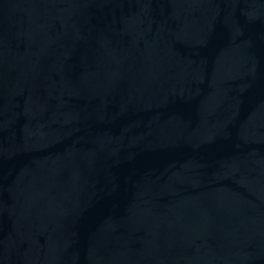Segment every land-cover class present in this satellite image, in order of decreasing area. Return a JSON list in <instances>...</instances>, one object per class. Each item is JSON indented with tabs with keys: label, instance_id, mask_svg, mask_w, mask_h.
<instances>
[{
	"label": "water",
	"instance_id": "95a60500",
	"mask_svg": "<svg viewBox=\"0 0 264 264\" xmlns=\"http://www.w3.org/2000/svg\"><path fill=\"white\" fill-rule=\"evenodd\" d=\"M0 264H264V0H0Z\"/></svg>",
	"mask_w": 264,
	"mask_h": 264
}]
</instances>
